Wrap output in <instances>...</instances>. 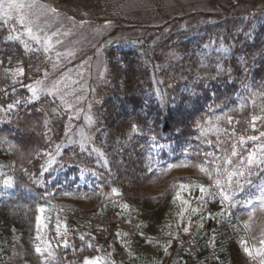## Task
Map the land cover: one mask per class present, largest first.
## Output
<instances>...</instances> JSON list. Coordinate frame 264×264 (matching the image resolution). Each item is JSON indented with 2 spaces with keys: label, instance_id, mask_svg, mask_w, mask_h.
<instances>
[{
  "label": "trees",
  "instance_id": "obj_1",
  "mask_svg": "<svg viewBox=\"0 0 264 264\" xmlns=\"http://www.w3.org/2000/svg\"><path fill=\"white\" fill-rule=\"evenodd\" d=\"M244 2L221 1L193 21L167 17L140 42L110 47L86 146L66 143L67 115L51 112L48 98L6 100L7 80L31 83L46 59L0 25V264H27L30 254L43 264H264L255 200L264 185V0ZM37 146L39 163L30 158ZM182 164L189 173H173ZM215 164L244 173L232 202L221 203L215 177L198 167ZM184 201L191 227L181 237Z\"/></svg>",
  "mask_w": 264,
  "mask_h": 264
},
{
  "label": "rangeland",
  "instance_id": "obj_2",
  "mask_svg": "<svg viewBox=\"0 0 264 264\" xmlns=\"http://www.w3.org/2000/svg\"><path fill=\"white\" fill-rule=\"evenodd\" d=\"M116 1L16 0L25 6L7 16L0 9V25L6 28L8 35L17 39L25 49L43 53L46 59L44 72L31 83L7 80L3 86L8 85L11 95L5 94L6 100L10 96L21 99V102L28 97L29 102L43 97L48 98L47 102L51 100V112L57 113L61 109L67 115L66 140L69 144L75 142L86 146L92 138L97 90L106 79V53L110 47L140 42L142 36L152 33L151 26L166 21L167 17L177 15L179 18L185 17V21H193L202 15L200 12L217 10L224 0L220 4L214 3V0ZM248 1L251 0L242 3L245 10L247 6L252 8L254 5ZM21 16L24 18L23 24L20 22ZM135 27L143 30L135 31L134 35L131 31ZM29 28L31 33L27 30ZM33 88L36 89L35 94ZM54 98L59 103L56 104ZM2 137L3 134H0V152L6 148ZM38 149L37 146L30 158H36L39 163L42 158L38 157L43 156V150ZM16 152L21 154L24 150L20 152L19 147ZM188 166L182 164L184 169H175L173 173H189ZM114 190L110 191L108 199L115 200L117 190ZM262 191L264 185L258 190L255 200L258 206L264 208V204L257 199ZM182 206L183 216L180 215L177 234L184 237L190 232V229L184 232V227H191L186 218L190 202ZM107 254L110 259L113 258V250H108ZM27 264H43V261L30 254Z\"/></svg>",
  "mask_w": 264,
  "mask_h": 264
},
{
  "label": "snow or ice",
  "instance_id": "obj_3",
  "mask_svg": "<svg viewBox=\"0 0 264 264\" xmlns=\"http://www.w3.org/2000/svg\"><path fill=\"white\" fill-rule=\"evenodd\" d=\"M25 5L22 3H18L16 2V0H0V9H3L4 11V15L7 16L10 12L12 11H16L19 9H22ZM20 22L21 24L24 23V18L23 16H21L20 18ZM29 33H31V29H27ZM33 93L35 94L36 89L33 88L32 89ZM9 107L11 108L12 105H9ZM255 119L253 118V127H255ZM260 136H264V132L260 133ZM249 139L252 140H256L258 139V137H249ZM206 155H211V154H206ZM232 155H236L235 151L232 153ZM248 164L251 165L252 163L255 162V154H250L247 158ZM243 163V162H241ZM225 165H231L232 164V160L231 159H226L224 161ZM198 167L201 168L202 171H206L207 174L209 176H214V186L217 188V194L220 195L222 197L221 199V203H224L225 201L228 202H232L233 200V196L237 193V192H243L244 188L243 185H241L239 183V181H234L233 178L236 176H243L244 173L242 171L239 170H232L230 171L227 167H222L219 164H215L212 171H208L206 168L203 167V165H198ZM222 177V178H221ZM6 184L10 183V181H5ZM250 183V181H249ZM235 184V186H233ZM181 189H185L189 186L186 185H180ZM199 190L202 194V197L204 195H208L212 198H215V196L209 192L208 188L204 187V186H198ZM115 191V190H114ZM231 193V194H230ZM177 196L179 197V193L177 194ZM201 197V198H202ZM258 200H260V202L262 204H264V191L261 192V194L257 197ZM185 204H188V201H184ZM246 203L248 205H251L253 203L252 199H249L246 201ZM41 211H43V209H41ZM199 211V209H193V212ZM181 216H183V213L180 214ZM184 232H188L189 231V227H184ZM214 237H213V242H214ZM242 243L246 244V241H242ZM264 243V242H262ZM167 249H165L166 251ZM37 252H40L41 249L39 247L36 248ZM244 251L251 256L252 255V250L248 247H244ZM258 254H260L259 250H258ZM96 264H99V261L96 262Z\"/></svg>",
  "mask_w": 264,
  "mask_h": 264
}]
</instances>
